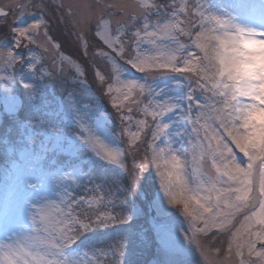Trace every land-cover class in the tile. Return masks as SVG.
Here are the masks:
<instances>
[{
	"label": "rangeland",
	"instance_id": "1",
	"mask_svg": "<svg viewBox=\"0 0 264 264\" xmlns=\"http://www.w3.org/2000/svg\"><path fill=\"white\" fill-rule=\"evenodd\" d=\"M0 6V264H264V0Z\"/></svg>",
	"mask_w": 264,
	"mask_h": 264
},
{
	"label": "bare ground",
	"instance_id": "2",
	"mask_svg": "<svg viewBox=\"0 0 264 264\" xmlns=\"http://www.w3.org/2000/svg\"><path fill=\"white\" fill-rule=\"evenodd\" d=\"M248 1V0H247ZM246 3V2H245ZM249 6L250 5H248V3H246L245 4V7H246V10H244V11H247L248 9H249ZM244 8V7H243ZM250 10H252L251 12H249V14L251 15L250 17H253L252 15H255V16H264L263 15V12L261 11V10H258V11H254V9H250ZM238 25H239V27L235 30L236 32L234 33V35H232L231 37H232V39L230 40V41H232L233 39H234V37L235 36H237V35H243V28H244V26H245V24H243V22L241 21L240 23H238ZM250 27H253L254 28V25H250ZM255 29V28H254ZM259 38L260 39H262L261 40V43L263 44V48L261 47V51H260V49L258 50V48H257V51H255V54H253L252 53V57H251V60H257V58H259L258 60H259V68H260V66H261V68H263L264 67V34H261L260 36H259ZM258 62V61H257ZM258 64V63H257ZM263 82H264V80H262ZM258 89V88H257ZM241 121V122H240ZM240 122V123H239ZM241 124V126L240 125H237V124ZM243 124H242V120L241 119H239L238 121H235L234 122V124H233V126H235L236 127V129L235 128H232V133L234 134H236L237 136H238V139L242 142V138H244V132H245V129H243L244 127L242 126ZM237 126H240V127H237ZM110 141V140H109ZM115 143V145H116V147H118V143H116V142H114ZM258 144V143H257ZM257 144H255L254 146H255V148L257 149V147L256 146H259V145H257ZM110 146V145H109Z\"/></svg>",
	"mask_w": 264,
	"mask_h": 264
},
{
	"label": "trees",
	"instance_id": "3",
	"mask_svg": "<svg viewBox=\"0 0 264 264\" xmlns=\"http://www.w3.org/2000/svg\"><path fill=\"white\" fill-rule=\"evenodd\" d=\"M1 35H3V33H0V36H1ZM86 66H87V69H88L89 73L92 75V74H93V68H92V66L89 64L88 61L86 62ZM93 82H94V80H93ZM94 84H95V82H94ZM95 85H96V84H95ZM12 123H13V122L9 121L8 119L4 120V124L1 126V127H2V130L4 131V130L7 129L9 126H12ZM98 174H99V173H98ZM123 179H124V181L126 182V178L123 177ZM215 240H217V238H216Z\"/></svg>",
	"mask_w": 264,
	"mask_h": 264
},
{
	"label": "water",
	"instance_id": "4",
	"mask_svg": "<svg viewBox=\"0 0 264 264\" xmlns=\"http://www.w3.org/2000/svg\"><path fill=\"white\" fill-rule=\"evenodd\" d=\"M7 14V10H4L1 6H0V17Z\"/></svg>",
	"mask_w": 264,
	"mask_h": 264
}]
</instances>
